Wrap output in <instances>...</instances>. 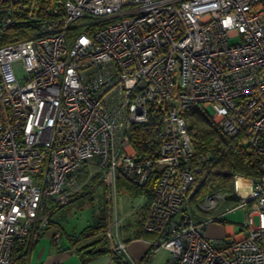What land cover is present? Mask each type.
I'll return each mask as SVG.
<instances>
[{"label":"built area","instance_id":"1","mask_svg":"<svg viewBox=\"0 0 264 264\" xmlns=\"http://www.w3.org/2000/svg\"><path fill=\"white\" fill-rule=\"evenodd\" d=\"M194 107L241 136L257 175L196 197ZM151 118L157 142L142 154L134 127ZM90 161L112 264H143L120 231L116 174L154 178L146 264L159 248L164 264H264V0H0V264L29 252ZM237 208L241 230L206 233Z\"/></svg>","mask_w":264,"mask_h":264},{"label":"trees","instance_id":"2","mask_svg":"<svg viewBox=\"0 0 264 264\" xmlns=\"http://www.w3.org/2000/svg\"><path fill=\"white\" fill-rule=\"evenodd\" d=\"M6 36H14V32ZM11 38V37H10ZM9 37L6 41L11 40ZM187 128L191 135V141L195 148V163L201 167V172L196 175V180L200 183L196 197H202L206 192L216 189H229L231 177L237 173L240 175H257V157L249 151L243 144L241 136H227L219 126L214 124L209 116L198 107H194L185 114ZM158 130L157 119L151 118L144 124L134 127L132 142L142 154L150 153L155 148ZM81 178V177H80ZM100 181V173L96 175ZM81 181V180H80ZM102 183V182H101ZM154 178L145 186L140 187L131 184L120 174H116L117 191H125L130 198L145 194L148 205L152 200V190ZM146 205V207H147ZM58 206L56 210L59 208ZM101 213L96 224L85 227L76 237H72V242L93 238L89 243L80 247V253L87 255L88 259L102 252H108L107 242L103 236L94 238L105 227V213ZM55 211V210H54ZM53 211V212H54ZM52 212V213H53ZM51 213V214H52ZM50 214V215H51ZM142 263L146 264L147 258H142ZM11 264H27V253L15 248L12 253Z\"/></svg>","mask_w":264,"mask_h":264},{"label":"rangeland","instance_id":"3","mask_svg":"<svg viewBox=\"0 0 264 264\" xmlns=\"http://www.w3.org/2000/svg\"><path fill=\"white\" fill-rule=\"evenodd\" d=\"M211 113L210 107L207 108ZM99 173L97 166L94 161H90L81 174L82 186L80 189L70 195L64 197L60 207L51 214V219L60 224V226L70 234H77L82 231L85 227L96 224L98 218L103 212L104 207V185L97 181L96 175ZM217 190V189H216ZM214 191V190H212ZM206 192L202 197H204ZM125 191L121 190L117 194L118 199V211L122 215L124 208V201L127 199ZM128 195V194H127ZM129 196V195H128ZM200 197V198H202ZM143 201V197L134 196L129 199L127 203L128 208H132V214L127 218L131 224H137L139 221V204ZM227 204L220 206L218 212L225 210ZM126 218H123V222ZM245 219L244 208H237L229 211L223 215V221L218 225H221L224 232L241 230V223ZM217 224V223H215ZM130 233V232H129ZM206 233H212V230H206ZM99 235L94 238H99ZM147 242L150 239H145ZM154 261L157 264H164L166 259L169 257V252L164 248H159L154 251Z\"/></svg>","mask_w":264,"mask_h":264},{"label":"crops","instance_id":"4","mask_svg":"<svg viewBox=\"0 0 264 264\" xmlns=\"http://www.w3.org/2000/svg\"><path fill=\"white\" fill-rule=\"evenodd\" d=\"M124 195L127 196V199L124 201V212H122V215H120L119 211L118 213L122 218L126 219L122 222L120 231L124 237L126 249L130 256L134 260L141 262L148 249V242L145 239H152L154 237V233L143 232L141 230V221L145 215L147 198L145 194L140 195L143 197V201L138 206L139 221L137 224H131L127 218L132 214L133 209L126 206L130 196ZM60 205L55 204L54 208H50L48 220L44 224L39 238L33 243L27 253V264H112L108 252H102L84 260L88 256L82 255L79 248L89 243L93 238L73 243L72 237H76L78 233H67L60 224L51 219L50 214ZM57 230L62 232V238L58 244L53 241V235ZM207 230H212L209 236L220 237L223 235V228L218 224L209 225ZM98 235L103 236V233L100 232Z\"/></svg>","mask_w":264,"mask_h":264}]
</instances>
